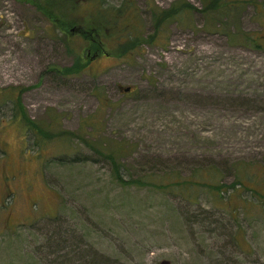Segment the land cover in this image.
Segmentation results:
<instances>
[{"label": "rangeland", "instance_id": "1", "mask_svg": "<svg viewBox=\"0 0 264 264\" xmlns=\"http://www.w3.org/2000/svg\"><path fill=\"white\" fill-rule=\"evenodd\" d=\"M54 1L0 0V264H264V202L232 186L264 182V46L228 39L264 44V0H133L137 38L71 77L87 42L56 18L123 0Z\"/></svg>", "mask_w": 264, "mask_h": 264}, {"label": "trees", "instance_id": "2", "mask_svg": "<svg viewBox=\"0 0 264 264\" xmlns=\"http://www.w3.org/2000/svg\"><path fill=\"white\" fill-rule=\"evenodd\" d=\"M60 1H63V0H60ZM68 1L66 2L68 3ZM56 2L57 0L53 2L54 6L57 4ZM249 2L256 3V0H202L203 7L199 10L205 14V13L215 12L219 8H225L226 10H229L233 7H237L239 5L249 3ZM133 4H134L133 0H123L120 6H115V7L105 6L103 8V6L97 3H94L96 7L93 9L94 11L92 10V13L88 15L89 17H88V20H86L87 23H86L85 29L74 28L75 27L74 20L72 19L71 20L66 19V21H64V20L56 18V20L58 21V23L56 24L58 26H61L62 28H64L66 31L70 33V35H72L73 33H77L78 36H80L82 39H84L87 42V47L85 48L87 50V53H84V55H79V54L75 55L73 59L74 63L72 66H70V69L68 67H64L61 70H58V72L61 74L68 75L70 71L71 75H74L75 73L83 71L88 65L89 59H91V57L94 56L95 54L97 56L100 55L101 51H103L101 49V45L103 41L101 39L99 40V37L100 36L103 37V35L107 34L106 31H110L111 29L112 31L126 30L124 37H121V35L123 34L122 32H119L118 34L115 35L116 41L117 39H120L119 40L120 42L121 41L123 42L124 38L125 40L128 38L130 39H134L135 37L137 38V36L134 35L133 31H135V29H139V25L136 22L137 14L135 12V7L133 6ZM262 4L264 6V1L261 2L259 6L262 7ZM194 8H195L194 5H191L189 3H182V5L180 4L177 7H171V9L163 10L160 13L153 12L152 10L151 11L154 15L153 16L154 24L156 25V27H160L163 21L168 20L172 17L176 18L182 12H185L188 10L192 11L194 10ZM44 10H46V14L48 16L52 15V13H50V10H51L50 6H48ZM69 26L74 28V31L72 30L73 32L69 31V28H68ZM261 37L262 35H259L256 33L250 34V35L248 33H245V34L242 33L241 37L236 36V35L234 36L230 35L228 39L230 40L231 43H242L250 47L252 46L254 48H262L264 44L263 42L260 41ZM89 51L92 53V56L88 54ZM19 108L23 109L22 107H19ZM30 127L31 126H29V128ZM39 134L41 135V137H43L44 133L42 134V131H40ZM117 179L120 180V182L122 183L124 182L127 184H132L131 182L132 180H124V179L122 180V178L119 177V175L117 176ZM134 182H137V183L141 182L142 184H146V185L147 184L154 185V186L158 185V184H154L149 181H145V182L139 181L138 179H135ZM235 184H241L243 188L245 189L247 188L251 191V195L253 198L257 199V201L260 200L264 202V200H262L261 198V197L264 198V182L261 183V186H262L261 190L250 188L246 186L244 182L242 183L239 180L238 182H235L232 186H235ZM173 185H178V182H175ZM205 185L211 189L213 188L217 189L219 193L223 192L220 189L222 185H218V184L211 185L208 183H205ZM220 195L221 194H219L218 196L220 197Z\"/></svg>", "mask_w": 264, "mask_h": 264}, {"label": "flooded vegetation", "instance_id": "3", "mask_svg": "<svg viewBox=\"0 0 264 264\" xmlns=\"http://www.w3.org/2000/svg\"><path fill=\"white\" fill-rule=\"evenodd\" d=\"M96 56H97V55L95 54L94 56L91 57V59H94ZM67 67L70 69V65L67 66ZM68 75L71 77V73H70V71H69V74H68Z\"/></svg>", "mask_w": 264, "mask_h": 264}, {"label": "bare ground", "instance_id": "4", "mask_svg": "<svg viewBox=\"0 0 264 264\" xmlns=\"http://www.w3.org/2000/svg\"><path fill=\"white\" fill-rule=\"evenodd\" d=\"M6 73H7L6 69H3L2 70V75L7 76Z\"/></svg>", "mask_w": 264, "mask_h": 264}, {"label": "water", "instance_id": "5", "mask_svg": "<svg viewBox=\"0 0 264 264\" xmlns=\"http://www.w3.org/2000/svg\"><path fill=\"white\" fill-rule=\"evenodd\" d=\"M123 90H124L125 92H128V91H129V87H125Z\"/></svg>", "mask_w": 264, "mask_h": 264}]
</instances>
